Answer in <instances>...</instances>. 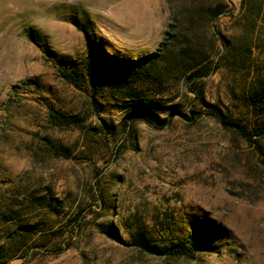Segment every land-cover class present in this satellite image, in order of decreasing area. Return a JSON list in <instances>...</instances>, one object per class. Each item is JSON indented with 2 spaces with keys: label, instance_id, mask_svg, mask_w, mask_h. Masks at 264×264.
<instances>
[{
  "label": "rangeland",
  "instance_id": "obj_1",
  "mask_svg": "<svg viewBox=\"0 0 264 264\" xmlns=\"http://www.w3.org/2000/svg\"><path fill=\"white\" fill-rule=\"evenodd\" d=\"M263 130L264 0H0V264H264Z\"/></svg>",
  "mask_w": 264,
  "mask_h": 264
},
{
  "label": "trees",
  "instance_id": "obj_2",
  "mask_svg": "<svg viewBox=\"0 0 264 264\" xmlns=\"http://www.w3.org/2000/svg\"><path fill=\"white\" fill-rule=\"evenodd\" d=\"M107 57H109V56L106 53H104V52H100L99 55H95L93 51H90L89 52V57L86 60V67H87L88 72H89V74L91 76L93 75L92 73L94 72V66L97 63V59L98 58L99 59L102 58V59L105 60V59H107ZM159 58H160L159 53H155V54H152V55H149V56H146V57L142 58L141 61L155 63V62H157L159 60ZM112 59L119 60V59H117L115 57L112 58ZM66 77H67V80L70 83H73L74 85H77L78 80L74 76L68 75ZM137 111H138L137 114L139 116L143 117V118H145L147 116H150L151 119L154 117V118H156V120L158 122H160V120L158 119V117H156L154 115V112L152 110H150V109H140V110H137ZM175 115H179L182 119H185V120H190L191 119V118H189L188 115H186L184 113H181V112H173L171 114V117H174ZM52 117L55 120L59 121V122H61V121L64 120V116L52 114ZM168 121L169 120L161 121V124L162 125H165V124L168 123ZM141 245H142V247L150 250L152 253L160 252V249H161V247H159L157 245H152L148 240H145V239H142L141 240ZM182 252H183V250H182V247H181L180 243L175 244V243L172 242L171 246L166 248V254L167 255L178 256V255H181ZM163 253H165V252H163Z\"/></svg>",
  "mask_w": 264,
  "mask_h": 264
}]
</instances>
